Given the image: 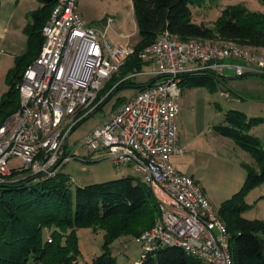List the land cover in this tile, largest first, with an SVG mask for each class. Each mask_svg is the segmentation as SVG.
<instances>
[{
	"label": "built area",
	"instance_id": "obj_1",
	"mask_svg": "<svg viewBox=\"0 0 264 264\" xmlns=\"http://www.w3.org/2000/svg\"><path fill=\"white\" fill-rule=\"evenodd\" d=\"M77 2L56 1L42 27L39 54L17 83L19 106L0 125V183L16 167L46 178L72 159L67 141L73 127L84 117L101 114L108 94L101 96L104 84L136 53L153 68L133 70L122 79L159 78L102 114L78 146L89 158L134 169L152 190L159 217L132 237L142 256L177 246L204 264H232L225 223L194 179L170 163L171 155L183 152L176 123L179 81L186 72L209 70L224 76L229 68L236 77L264 76V52L232 41H183L167 29L136 52L131 44L111 45L105 31L84 24ZM12 159L20 164H10Z\"/></svg>",
	"mask_w": 264,
	"mask_h": 264
},
{
	"label": "trees",
	"instance_id": "obj_2",
	"mask_svg": "<svg viewBox=\"0 0 264 264\" xmlns=\"http://www.w3.org/2000/svg\"><path fill=\"white\" fill-rule=\"evenodd\" d=\"M37 1L39 6L26 14L23 28L26 49L14 57L6 73L8 87L0 97V125L19 106L17 83L27 65L39 54L42 27L57 0ZM202 1L131 0L138 33L136 52L153 42L164 29L183 41L218 38L264 49V13L250 11L242 4L227 5L214 26L209 27L192 20L191 7ZM259 1L264 5V0ZM144 63L136 53L129 56L120 68L124 74L110 95L121 86L139 90L156 81L159 76L143 82L122 79L134 69L140 70ZM224 78L209 70L191 71L180 75L179 86L214 89ZM125 99L118 98L116 105ZM262 122V117L248 116L232 108L213 125L216 134L232 139L257 163V169L244 164L246 176L240 189L218 207V215L229 233L232 264H264V221L243 215L249 206L244 198L246 192L264 181V148L259 137L251 132ZM68 180L60 171L42 178L31 173L22 176L14 170L7 181L0 183V264H74L80 255L77 229L96 225L105 232L102 252L92 259V264H119L110 244L119 236L138 235L153 226L159 217L152 190L135 176L122 175L74 189ZM45 229L50 230L48 238ZM138 260L140 264H204L177 246L160 247L153 253L140 255Z\"/></svg>",
	"mask_w": 264,
	"mask_h": 264
},
{
	"label": "rangeland",
	"instance_id": "obj_3",
	"mask_svg": "<svg viewBox=\"0 0 264 264\" xmlns=\"http://www.w3.org/2000/svg\"><path fill=\"white\" fill-rule=\"evenodd\" d=\"M233 4H242L250 11L264 13V5L259 0H203L199 5L191 7L192 20L212 27L221 10ZM38 6L37 0L21 1L18 6L20 14L18 21L24 19L25 13ZM77 12L84 24L95 27L98 31H105V37L111 45L136 44L138 33L131 0H78ZM21 23L22 26L9 38L11 41L7 39L0 43V97L8 87L5 77L10 67L9 63L12 64L15 55L26 49V35L23 31L26 22ZM9 36L11 35L8 34ZM208 41L220 42L218 38ZM258 49L264 52V49ZM123 74L124 70H120L104 84L101 96L107 92L108 94L100 104L99 113L109 114L116 106L118 98L127 99L137 91L135 87L121 86L110 95V91ZM224 76L225 81H221L214 89L208 86L182 89L177 98L179 111L176 123L182 130L181 136H186L190 140V148L183 150L182 154L170 157L173 167L194 179L217 213L220 203L240 189L246 176L244 164L247 163L257 169V163L232 139L218 134L212 135L213 125L221 120L227 109L242 107L248 116L263 118V122L253 128L264 148V77L253 74L236 77L234 71L229 69L224 70ZM147 78L148 75H136L133 80L143 82ZM193 88L197 89V95ZM225 91L230 93L229 97L224 96ZM84 119V121L81 119L79 122H82L72 130L67 141V149L73 158L57 168V171L69 178L71 189L120 177L122 174L116 176L115 173L124 168L113 165L106 158L86 156L78 142L99 123L100 119L95 114ZM192 139L194 140L191 141ZM10 164L18 166L20 161L12 159ZM16 169L22 176L29 173V170L23 167ZM126 175L135 176L142 182L139 173L132 168ZM244 198L249 206L243 215L246 218L264 221V181L247 191ZM44 232L48 238L50 230L45 229ZM104 232L97 225L77 229L80 255L74 264H92V259L102 252ZM110 247L119 264H138L143 252L141 246L135 243L130 235L119 236Z\"/></svg>",
	"mask_w": 264,
	"mask_h": 264
},
{
	"label": "crops",
	"instance_id": "obj_4",
	"mask_svg": "<svg viewBox=\"0 0 264 264\" xmlns=\"http://www.w3.org/2000/svg\"><path fill=\"white\" fill-rule=\"evenodd\" d=\"M21 1H24V0H0V39H2V41L0 40V43H2L4 41H7V39L9 40V38H11L13 36L14 32L16 31V29L19 28L20 26H22L21 22H23V21L27 22V18H26V14L27 13H25L24 19L18 21V16H20V14H18L19 13L18 6L21 3ZM10 27H11V32H10ZM8 34H10L11 36L8 37ZM9 41H11V40H9ZM21 53H23V51H21L20 53H17L16 55H19ZM13 63H14V59L12 61V64L9 63V66L11 67L13 65ZM150 64L151 63H149V62H145L142 65L141 69L142 70H150V69H152L153 65H150ZM229 70H232V69L229 68ZM148 77L150 78V76H148ZM262 77H264V76H262ZM193 89H194V91H195V93L197 95V93H198L197 89L196 88H193ZM225 92H227L228 95L224 94V96L225 97H229L230 93L228 91H225ZM236 109H240V110L244 111L247 115H249L244 109H242V107L241 108L237 107ZM178 130H179L178 131V142H179V145L181 146V148H183V150H187L188 148H190V140L186 136L185 137L181 136L182 130L179 127H178ZM251 131L254 134H257V133H255L256 131L254 130V128ZM212 132H213L212 135H217L214 132V130ZM193 140L194 139H192L191 141H193ZM177 154H182V153H176V154H173V155H177ZM128 170H131V168L126 166L121 171H117L115 173V175L116 176H118V174H122V175L125 174L126 175V174H128Z\"/></svg>",
	"mask_w": 264,
	"mask_h": 264
},
{
	"label": "water",
	"instance_id": "obj_5",
	"mask_svg": "<svg viewBox=\"0 0 264 264\" xmlns=\"http://www.w3.org/2000/svg\"><path fill=\"white\" fill-rule=\"evenodd\" d=\"M96 117L100 119L102 117V114L96 115Z\"/></svg>",
	"mask_w": 264,
	"mask_h": 264
}]
</instances>
